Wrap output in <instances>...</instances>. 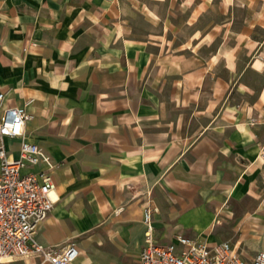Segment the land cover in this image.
<instances>
[{"label": "crops", "instance_id": "1", "mask_svg": "<svg viewBox=\"0 0 264 264\" xmlns=\"http://www.w3.org/2000/svg\"><path fill=\"white\" fill-rule=\"evenodd\" d=\"M0 94L50 159L41 243L139 262L154 207L160 242L264 251V0H0Z\"/></svg>", "mask_w": 264, "mask_h": 264}, {"label": "built area", "instance_id": "2", "mask_svg": "<svg viewBox=\"0 0 264 264\" xmlns=\"http://www.w3.org/2000/svg\"><path fill=\"white\" fill-rule=\"evenodd\" d=\"M5 98L0 94V107ZM30 120L26 109L17 106L6 107L0 118V264H77L81 251L75 243L45 245L37 238L39 226L53 210L55 185L46 171L24 172L30 165L50 164L39 145L26 141ZM6 138L20 139L18 157L9 154ZM156 211L154 207L144 211V243L138 264H264V251L246 260L230 242L209 244L182 235L172 242H160L155 235Z\"/></svg>", "mask_w": 264, "mask_h": 264}, {"label": "rangeland", "instance_id": "3", "mask_svg": "<svg viewBox=\"0 0 264 264\" xmlns=\"http://www.w3.org/2000/svg\"><path fill=\"white\" fill-rule=\"evenodd\" d=\"M108 232L100 230H92L86 234L77 237L74 242L86 241L88 245L80 246L79 249L84 251L85 256L91 258L90 264H138L137 255L132 253L122 254L117 257L119 253L118 248L107 240ZM75 243V244H76ZM82 260V255L80 256ZM17 264H29V262H21Z\"/></svg>", "mask_w": 264, "mask_h": 264}]
</instances>
